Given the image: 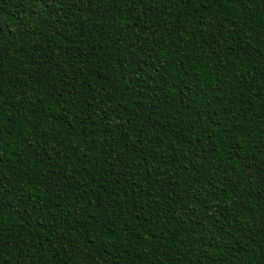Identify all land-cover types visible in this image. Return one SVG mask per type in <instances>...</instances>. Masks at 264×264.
<instances>
[{
  "label": "trees",
  "instance_id": "obj_1",
  "mask_svg": "<svg viewBox=\"0 0 264 264\" xmlns=\"http://www.w3.org/2000/svg\"><path fill=\"white\" fill-rule=\"evenodd\" d=\"M0 264H264V0H0Z\"/></svg>",
  "mask_w": 264,
  "mask_h": 264
}]
</instances>
